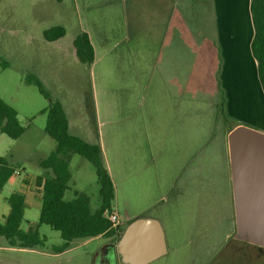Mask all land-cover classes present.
Wrapping results in <instances>:
<instances>
[{"label": "rangeland", "instance_id": "rangeland-1", "mask_svg": "<svg viewBox=\"0 0 264 264\" xmlns=\"http://www.w3.org/2000/svg\"><path fill=\"white\" fill-rule=\"evenodd\" d=\"M212 7V0H176L181 25L162 27L169 37L159 45L144 43L139 24L120 26L114 0H0V98L16 110L24 129L16 140L0 133V158L15 169L0 190V223L9 211L6 199L16 192L25 196L20 229H37L45 238L34 249H17L0 237V264H100L95 256L109 243L107 237L74 240L65 252L54 253L62 244L59 233L37 226L40 198L34 177L42 174L39 163L55 142L45 134L46 116L40 114L48 102L27 77L62 104L70 134L99 145L107 169L114 163L112 207L123 222L142 215L160 223L167 253L149 264H205L215 253L218 239L208 251L200 249L198 234L214 224V214L203 213L204 198L195 182L201 184L207 171L221 185L223 138L235 121L222 84L234 69L216 37ZM56 26L64 28V36L46 41L43 31ZM81 31L94 50L91 66L75 56L73 40ZM239 59L243 66L244 56ZM170 114H175L171 122ZM196 150V177L193 172L192 178L179 179ZM69 171L65 199L81 192L95 210L93 166L71 155Z\"/></svg>", "mask_w": 264, "mask_h": 264}, {"label": "trees", "instance_id": "trees-1", "mask_svg": "<svg viewBox=\"0 0 264 264\" xmlns=\"http://www.w3.org/2000/svg\"><path fill=\"white\" fill-rule=\"evenodd\" d=\"M249 14L253 28L250 42V53L256 64V76L264 94V0H249ZM64 28L52 27L43 31L42 36L48 42L56 41L64 36ZM73 48L77 60L91 66L94 51L86 33H79L73 40ZM26 83L37 88L40 95L47 100V107L40 111L46 116L44 132L55 142V149L39 163L42 174L34 177V185L40 196V211L37 226L47 225L59 233L62 244L54 247V253H62L70 248L74 240L93 239L99 236H115L119 233L111 228L106 218L112 212L113 186L102 160V152L97 144H91L82 138L72 135L68 130V119L62 104L53 100L43 90L40 82L32 77ZM233 123L227 132L237 125ZM24 129L17 119V112L0 98V133L10 139L21 137ZM71 155H78L88 161L94 168L97 184L99 205L95 210L90 208L88 197L74 191L72 199H65L70 188L71 174L69 162ZM15 173V169L0 158V190ZM8 213L0 223V237L7 240L8 245L17 249H34L45 241L37 229L22 231L25 198L19 193H12L6 199Z\"/></svg>", "mask_w": 264, "mask_h": 264}, {"label": "crops", "instance_id": "crops-1", "mask_svg": "<svg viewBox=\"0 0 264 264\" xmlns=\"http://www.w3.org/2000/svg\"><path fill=\"white\" fill-rule=\"evenodd\" d=\"M212 6L216 37L220 44L225 45L226 50L229 53L231 68L234 69V75H229L225 77L224 82L222 81L226 93V109L229 113V118L233 117L232 119H234L237 125L243 124L264 132V94L260 88L257 76L253 77L254 71L256 74V64L250 53V42L253 36V28L249 14V0H212ZM85 8L88 9V6ZM176 10V0H114V18L117 20L118 24L124 28H127L132 24L133 26H136L137 24L141 25L143 27V40L145 44L158 43L160 45L161 43H164V39L169 37V33L167 32L168 29L164 31L162 27L164 28L165 25H167V27H176L178 24L181 25L180 22L176 20ZM165 19L168 21V24L167 22H164ZM115 25L116 23H114V27ZM229 34H232V36L228 37L227 35ZM173 39L175 41L176 37ZM241 56H244L246 60L243 66L239 59ZM222 76L223 75H221V78ZM173 116L175 117V114H170V122L172 121ZM191 123L192 120L190 125ZM68 130L70 132L69 122ZM192 132V127H190V133ZM225 137L223 138L224 150L221 160L223 161V168L227 170L228 157L225 146ZM111 138L113 142L112 146L114 148V133H112ZM190 155L186 166L181 169L179 179H190L192 178L193 172L196 177L198 169L196 161L197 150ZM106 170L113 186L112 202L114 203V163L110 170L107 168ZM183 170L187 171L184 176H182ZM188 173L191 177H189V175L187 176ZM179 191L180 194L183 191L181 181ZM185 191L187 193L189 192L188 187H185ZM112 212H115L114 207H112ZM141 218L156 219L155 217H146L142 215H136L133 219L128 218L122 224L124 227L122 228L121 233H123L130 222ZM107 238L109 243L101 249V255L96 254L95 256V258L100 256V264H110L107 263L106 260L111 257L110 251H112V254L115 251L116 244L114 243V238L116 237L111 236ZM116 262L119 264L117 256ZM111 264H114V260Z\"/></svg>", "mask_w": 264, "mask_h": 264}, {"label": "water", "instance_id": "water-1", "mask_svg": "<svg viewBox=\"0 0 264 264\" xmlns=\"http://www.w3.org/2000/svg\"><path fill=\"white\" fill-rule=\"evenodd\" d=\"M234 238L264 248V132L238 124L225 137ZM119 264H149L166 253L156 219L130 222L115 246Z\"/></svg>", "mask_w": 264, "mask_h": 264}, {"label": "flooded vegetation", "instance_id": "flooded-vegetation-1", "mask_svg": "<svg viewBox=\"0 0 264 264\" xmlns=\"http://www.w3.org/2000/svg\"><path fill=\"white\" fill-rule=\"evenodd\" d=\"M226 146V145H225ZM221 185L214 183V175L202 172L204 179L201 184L195 182V190L201 193L203 213L207 216L214 214L213 225L201 228V251L218 239L219 248L205 264H264V248L240 241L234 238L235 225L232 207V193L229 167L223 168ZM218 185V186H217ZM196 235V236H198ZM195 236V237H196ZM106 261L117 264L115 251ZM167 253V248H166ZM165 253V254H166ZM164 254V255H165ZM163 255V256H164ZM203 264V263H201Z\"/></svg>", "mask_w": 264, "mask_h": 264}, {"label": "built area", "instance_id": "built-area-1", "mask_svg": "<svg viewBox=\"0 0 264 264\" xmlns=\"http://www.w3.org/2000/svg\"><path fill=\"white\" fill-rule=\"evenodd\" d=\"M106 218L110 222L111 228L114 229L116 231V233H118L120 226H122V224H123L122 218L119 217L117 215V213H115V212H111L110 214H108L106 216Z\"/></svg>", "mask_w": 264, "mask_h": 264}]
</instances>
